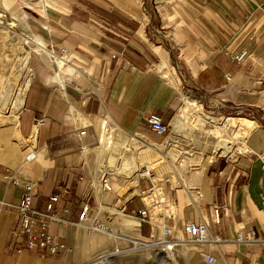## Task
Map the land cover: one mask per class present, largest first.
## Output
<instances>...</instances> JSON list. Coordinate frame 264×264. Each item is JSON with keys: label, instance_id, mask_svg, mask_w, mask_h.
I'll use <instances>...</instances> for the list:
<instances>
[{"label": "crops", "instance_id": "crops-1", "mask_svg": "<svg viewBox=\"0 0 264 264\" xmlns=\"http://www.w3.org/2000/svg\"><path fill=\"white\" fill-rule=\"evenodd\" d=\"M12 9L31 45L30 77L19 116L0 127V264H63L60 255L18 253L10 236L28 182L41 211L49 195H61L57 208L70 213L51 231L67 244L91 246L88 252L106 251L113 240L76 229L84 204L119 230L130 217L135 228L126 232L140 239L169 230L170 242L197 247L199 264H264V0H0V11ZM181 88L246 113L253 128L237 158L215 159L232 151L223 140L213 157L188 168L187 181L170 187L167 210L156 215L143 198L149 187L130 182L145 170L162 190L173 180H157L150 167L164 154L166 136L146 119L158 115L169 125ZM166 169L179 183L171 162ZM105 176L111 191L102 188ZM189 221L207 223L221 241L189 242ZM239 233L252 241L239 243Z\"/></svg>", "mask_w": 264, "mask_h": 264}, {"label": "rangeland", "instance_id": "rangeland-1", "mask_svg": "<svg viewBox=\"0 0 264 264\" xmlns=\"http://www.w3.org/2000/svg\"><path fill=\"white\" fill-rule=\"evenodd\" d=\"M21 26L22 17L16 14L15 10H10V14L0 11V127L19 116V101L29 82L27 56L30 54L31 45ZM8 87L12 88L13 94L7 93ZM240 117L250 120L246 113L228 110L212 98H203L197 93L181 88L176 115L169 124V132L163 144L164 154H155L157 158L150 165L153 169L161 170L167 168L171 162L180 174L179 183L167 179L162 190L160 186L154 185L148 176H143L141 171L130 182L131 184L141 180L149 187L143 198L153 214L159 215L167 210L169 205L167 193L170 187L180 189L191 175L188 168H194L213 157L214 148L221 141H229L232 151L229 154H215L214 157L219 155L215 159L237 158L244 152L245 136L237 134L228 123L230 118ZM139 149L140 158L141 154L146 152V148L140 146ZM164 155L172 157L170 162ZM140 159L138 161L141 165ZM185 168L187 170L180 171ZM168 174L170 169H166L164 177L170 178ZM103 223L112 235L107 237L113 240L106 251L93 249L88 252L86 249L91 246L73 240L68 243V251L60 254L59 260H62L63 264H199L195 256L197 247L193 244L186 242L174 244L163 232L160 236L149 239H140L136 237V233L128 234L126 231L135 228L130 217L124 218L122 230L114 228L109 223ZM73 236L75 238V235ZM136 243L140 247H137ZM168 244H172L170 250L172 256L167 261L165 250Z\"/></svg>", "mask_w": 264, "mask_h": 264}, {"label": "built area", "instance_id": "built-area-1", "mask_svg": "<svg viewBox=\"0 0 264 264\" xmlns=\"http://www.w3.org/2000/svg\"><path fill=\"white\" fill-rule=\"evenodd\" d=\"M247 52L243 51L234 58L241 62L247 56ZM150 129L159 136H166L169 132V125L164 123L158 115H149L146 119ZM43 121H38L41 125ZM12 184L19 186L20 181L13 179ZM102 188L104 191H111V184L108 176L103 177ZM24 193L21 197L18 211L19 227L10 232V236L17 245V252L29 251L37 253L41 256H57L68 251V244L64 238L51 231V225L65 222L64 216L70 213L69 208L58 209L61 195L59 193L48 196V202L45 211H41L34 206V188L32 183H26ZM89 204H84L78 215L76 225L83 228L88 234L101 232L109 233L108 227L97 217H92ZM143 215L146 211L141 212ZM215 224H220V208H215ZM183 230L188 236V240L195 244H204L209 242H220L219 236L211 237L209 228L205 222H187ZM165 236L169 234V230H165ZM239 243H249L252 241L251 234L239 233L237 237ZM208 263H213L214 258L207 257Z\"/></svg>", "mask_w": 264, "mask_h": 264}, {"label": "bare ground", "instance_id": "bare-ground-1", "mask_svg": "<svg viewBox=\"0 0 264 264\" xmlns=\"http://www.w3.org/2000/svg\"><path fill=\"white\" fill-rule=\"evenodd\" d=\"M7 93H12V88L11 87H8L6 89ZM13 94V93H12ZM10 95V94H9ZM25 96H26V90L25 92L23 93V95L21 96L20 98V101H19V109L18 110H21L22 107H23V104H24V100H25ZM6 97V96H5ZM231 124L234 128V130H236V133L237 134H245L247 135L250 130L253 128L252 124H249V121L245 118H234L231 120ZM223 146L227 147V141H224L223 142ZM228 151H230L231 149L230 148H227ZM159 167V166H158ZM163 169V171H162ZM161 170H158V169H154V174L156 175V179L159 180V179H163L165 178L164 177V174L166 173V168H162ZM149 170H145L144 172H141V174L143 176H148L150 178V174L148 172ZM168 176H170L173 180L176 181V178L174 176V172L170 169V174H168ZM83 229V228H82ZM84 230V229H83ZM85 231V230H84ZM86 232V231H85ZM87 233V232H86ZM88 234V233H87ZM104 235H109V236H112L111 233H103ZM137 244V243H136ZM143 246H146V245H143ZM167 246V249L165 250V260L168 261L169 257L172 256L171 254V248H172V244H168L166 245ZM137 247H140V245L137 244Z\"/></svg>", "mask_w": 264, "mask_h": 264}]
</instances>
